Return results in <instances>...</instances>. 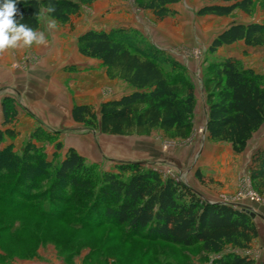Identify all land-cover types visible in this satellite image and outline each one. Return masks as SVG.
<instances>
[{
    "label": "trees",
    "instance_id": "trees-1",
    "mask_svg": "<svg viewBox=\"0 0 264 264\" xmlns=\"http://www.w3.org/2000/svg\"><path fill=\"white\" fill-rule=\"evenodd\" d=\"M93 1L17 0L18 13L22 14V18H17L37 30L42 9L48 17L66 22L79 12L82 4ZM135 1L138 8L150 10L156 19L162 20L176 14L172 5L180 0ZM202 1L198 15L222 17L236 10L251 14L254 6L253 0ZM115 32L124 33L122 29ZM240 40L246 46H263L264 19L233 22L218 32L207 48L209 57L203 78L207 137L228 143L235 154L245 149L264 122V74L242 66L235 57L216 54L220 47ZM76 45L81 55L100 60L108 78L126 82L131 91L102 101L98 109L91 104H73L71 116L75 122L109 135H147L154 129L173 138L188 135L195 107L194 86L181 75L182 66L164 50L151 43L130 45L124 37L102 29L84 31L77 37ZM12 103L10 97L2 98L0 174L4 180L13 181L9 192L26 200L32 196L51 199L52 203L40 210L42 215L66 218L81 227L109 222L124 226L129 236L185 247L200 245L204 251L218 254L215 264H255L239 252L250 248L258 235L248 212L227 203L208 201L182 181L163 177L158 170L139 162H122L115 170L98 172L95 164L86 163L81 154L68 147L53 167L51 190L28 194L26 183L30 180L25 166L36 171L39 168L33 166V161L24 165L22 155L6 156L8 148L1 146L5 136L16 134L9 125L17 115ZM54 137L36 126L29 139L45 141ZM55 148H61L59 141ZM248 172L254 189L264 195V145L251 154ZM195 176L202 180L199 171ZM71 200H75L74 205ZM0 201L11 202L1 198Z\"/></svg>",
    "mask_w": 264,
    "mask_h": 264
},
{
    "label": "rangeland",
    "instance_id": "rangeland-1",
    "mask_svg": "<svg viewBox=\"0 0 264 264\" xmlns=\"http://www.w3.org/2000/svg\"><path fill=\"white\" fill-rule=\"evenodd\" d=\"M253 2L251 14H240L236 10L229 16L218 17L197 14L204 4L202 0H180L174 5L175 15L158 20L150 10L138 8L135 0H94L82 4L79 12L66 22L48 17L42 9L39 24H53L54 28L68 26L77 31L87 28L111 30L130 45L151 43L163 47L182 66L181 75L191 80L195 95L192 127L186 137L173 138L160 129L147 135H109L82 124L83 133L94 135V143H86L81 149L85 162L95 164L98 172L115 170L122 162H139L158 170L163 177L182 181L208 201L253 212L251 217L258 235L250 248L239 252L248 255L255 264H264V195L254 189L248 172L251 154L264 143V122L239 154L233 153L226 142L210 140L205 127L208 107L203 85L205 61L209 57L207 48L212 38L233 22L264 19V0ZM117 29L124 33L115 32ZM243 46L241 40L234 44L241 55L237 58L241 65L264 74V45L242 51ZM223 53H226L224 48L216 52L221 57ZM37 60L38 55L28 51L20 63L13 62L10 66L20 68L19 64L23 63V69L24 64ZM5 97H10L12 104L17 106L12 96ZM9 125L16 134L5 136L1 144L8 148L5 155H22L24 165L31 161L37 164L35 158L40 161L37 166L33 164L40 170L25 166L30 180L26 183L28 194L49 192L53 167L65 154V143L60 141L57 132H48L55 135L54 139L30 140L31 130L16 131L17 117ZM57 141L61 144L58 150L55 148ZM196 171L202 174L201 181L196 178ZM12 183L0 174V198L11 201H0V264H215L218 257L214 252L204 251L200 245L185 247L129 236L124 226L109 222L98 227H81L66 218L44 216L40 210L52 203L51 199L32 196L26 200L9 192ZM82 200L86 201L85 198ZM70 203L74 205L75 200Z\"/></svg>",
    "mask_w": 264,
    "mask_h": 264
},
{
    "label": "crops",
    "instance_id": "crops-1",
    "mask_svg": "<svg viewBox=\"0 0 264 264\" xmlns=\"http://www.w3.org/2000/svg\"><path fill=\"white\" fill-rule=\"evenodd\" d=\"M88 29L93 28L77 31L68 26L54 28L53 24H39L36 31L43 32V44L0 52V127L3 119L1 101L10 95L17 104V132H29L36 126L47 132H57L65 149L73 147L83 156V145H92L94 135L83 133L82 123L72 119L73 104H91L98 109L102 101L131 91L126 82L108 78L99 59L83 56L77 51V37ZM234 44L220 47L226 51L222 56L240 58ZM247 47L251 46L244 45L241 50ZM160 49L164 50L163 47ZM28 51L38 55L36 62L24 64L23 69V63L19 64L20 68L10 66L13 62L20 63Z\"/></svg>",
    "mask_w": 264,
    "mask_h": 264
},
{
    "label": "clouds",
    "instance_id": "clouds-1",
    "mask_svg": "<svg viewBox=\"0 0 264 264\" xmlns=\"http://www.w3.org/2000/svg\"><path fill=\"white\" fill-rule=\"evenodd\" d=\"M17 0H0V52L43 44L45 36L25 23L16 7Z\"/></svg>",
    "mask_w": 264,
    "mask_h": 264
},
{
    "label": "water",
    "instance_id": "water-1",
    "mask_svg": "<svg viewBox=\"0 0 264 264\" xmlns=\"http://www.w3.org/2000/svg\"><path fill=\"white\" fill-rule=\"evenodd\" d=\"M207 121V120H206ZM246 212H248L249 214H250V216H253L254 215V213L253 212H251V211H249V210H245Z\"/></svg>",
    "mask_w": 264,
    "mask_h": 264
}]
</instances>
